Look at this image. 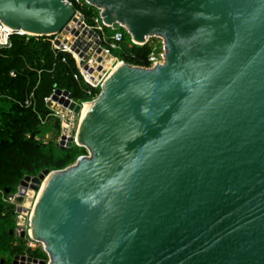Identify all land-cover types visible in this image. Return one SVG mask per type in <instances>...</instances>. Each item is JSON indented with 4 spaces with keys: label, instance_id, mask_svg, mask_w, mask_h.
<instances>
[{
    "label": "water",
    "instance_id": "obj_1",
    "mask_svg": "<svg viewBox=\"0 0 264 264\" xmlns=\"http://www.w3.org/2000/svg\"><path fill=\"white\" fill-rule=\"evenodd\" d=\"M85 1L134 42L162 37L164 58L115 65L86 102L79 143L59 137L86 153L20 180L19 194L45 176L29 236L47 264H264V0ZM74 11L69 0H0V21L69 30L86 51V29L67 25ZM50 97L81 110L67 89Z\"/></svg>",
    "mask_w": 264,
    "mask_h": 264
},
{
    "label": "trees",
    "instance_id": "obj_2",
    "mask_svg": "<svg viewBox=\"0 0 264 264\" xmlns=\"http://www.w3.org/2000/svg\"><path fill=\"white\" fill-rule=\"evenodd\" d=\"M71 1L89 21L98 11L91 4L86 8L84 0ZM110 28L111 35L116 28ZM117 29L122 31V40L119 49L112 48L113 54L132 64L149 65L151 44L135 43L123 27ZM52 39L53 34L15 32L10 35V45L0 47V264H15V254L48 257L42 247H31L27 238L13 233L14 205L7 200L8 193L16 190L25 175L64 167L86 152L76 144L61 148L55 141L39 137L40 125L52 111L45 97L55 88L67 89L77 101L89 100L100 90L85 82L74 55L54 48Z\"/></svg>",
    "mask_w": 264,
    "mask_h": 264
},
{
    "label": "rangeland",
    "instance_id": "obj_3",
    "mask_svg": "<svg viewBox=\"0 0 264 264\" xmlns=\"http://www.w3.org/2000/svg\"><path fill=\"white\" fill-rule=\"evenodd\" d=\"M78 1H81V0H78ZM82 4L84 6H86V8H88L87 5L90 3H88L84 0V2H82ZM92 6L94 7V5H92ZM94 8H96L98 11L96 12V14L92 13V15L89 17L90 21L88 19H86V17L84 15H83V18L88 23L100 25L101 21H100L99 17L96 18L98 16L97 13H99V8L96 6ZM93 11H94V9H92V12ZM106 27H108V28L106 30H105V28H103L104 30H102L101 32L103 33L105 42L107 43L110 41V34L108 31L111 30V28H110L111 26H106ZM123 28L127 31L126 27H123ZM55 35L56 34H53V39H54ZM148 40L150 41L151 44H156L157 46L162 45V38L158 35H151L148 37ZM115 48L119 49V46L113 47V49H115ZM110 53L117 57L116 60H121V59L124 60L123 58H121V56L113 54L112 48H111ZM115 63H113V65ZM96 87H100V86L98 85ZM86 101L87 100H81L80 102H82V105H83L86 103ZM47 103H48V105L52 111H51V115L40 125L41 132L39 133V137H41L44 140H53L56 142V144H58L59 137H60V134L62 132L65 135H73V137H74L77 133V130H78V127L80 124V119H81L80 113L81 112L76 113V112H73L72 110L66 109L63 106H61V104L54 101L53 99L48 100ZM57 121H58V126H57ZM44 178H45V176L43 175V177H41V181H40V184L38 185L37 189L32 188L35 191L34 193H37V191L39 190L40 185H41ZM27 179H31V178H26V180ZM20 187L21 186L18 184V187L16 188V190L13 192H9L7 195V200L14 205L15 227L13 229V233L19 237L27 238L26 239L27 245H29L31 247H39V246L42 247L41 242L35 241L34 239L30 238V236H29V228H30V220H31L30 212H31V205L34 202V195L35 194L32 193L29 196L25 193L23 195V199H22L21 203H18L16 198H15V195L17 193L19 194ZM25 203H26V206L23 205ZM14 260H15V258L13 256V262L15 264H19V262H15ZM48 261H49V257L38 258L39 264H47Z\"/></svg>",
    "mask_w": 264,
    "mask_h": 264
},
{
    "label": "built area",
    "instance_id": "obj_4",
    "mask_svg": "<svg viewBox=\"0 0 264 264\" xmlns=\"http://www.w3.org/2000/svg\"><path fill=\"white\" fill-rule=\"evenodd\" d=\"M71 3L72 1L69 0ZM75 8V11H74V16L76 17L75 20L73 19H70L67 23V25L72 28V27H76L78 28V24H82L83 25V29H86V35H85V38L86 36H88V29L89 28H94L97 32H98V36L100 38L99 42L98 43H95L94 42V37L93 35H90L92 38L91 39H87L88 41H91L93 43V46H90L86 51H83L82 50V47L79 46V47H76L77 50L71 48V45L73 42H71V45L69 47H66L64 43H55L54 42V39H52V43H53V46L54 48H60V49H65V50H68L70 51L76 61H77V66H78V71H79V74L84 78L85 82L90 85V86H93V87H96V86H101L102 85V82L101 81H98L96 83H93L92 81H90L88 79V76L87 74L85 73L84 70H87V68L89 67V63L90 61L92 60L93 56L96 55V56H100L101 53L105 52L107 54H111L110 51H111V48L115 47V46H119L120 47V41L122 40V31L119 30V29H115L112 34L110 35V41L109 42H105V39H104V36H103V33L101 32L102 30H104L103 26H110L108 24H106L103 20H102V17L100 15V13H98V16L96 18L99 17L100 21H101V24L100 25H95V24H92V23H88L86 22V20L83 18V12L79 9V8ZM76 13L79 14L76 15ZM70 21H80V23L77 22V24H74V23H70ZM5 24L0 21V30L1 32L4 34V36L1 38L0 40V47L2 46H9L10 45V35L12 33H22V32H18L16 30H12V31H8L7 29H5ZM70 33L71 34V37L68 38V40H72V36L74 38V35L68 30L66 34ZM55 36H58L55 35ZM54 36V37H55ZM162 38V37H161ZM60 39V38H59ZM132 40V38H131ZM133 41V40H132ZM134 42V41H133ZM145 42H149L150 41L147 39ZM135 43H138V42H135ZM138 44H141V43H138ZM151 44V43H150ZM100 45L101 46V50L100 51H97L96 50V47ZM83 51V53H81ZM164 51H165V47H164V40L162 38V45L160 46H157L156 44H151V49L150 51L148 52L147 54V59L149 61V65H152L154 63H157L159 61H162L163 58H164ZM99 54V55H98ZM113 57L115 59H117L116 56L113 55ZM120 61H123L122 59ZM12 74H14L13 72H11ZM48 100H51V97L50 96H47L45 97V101L46 103L48 102ZM26 103H29V99H26L25 100ZM48 104V103H47ZM10 196V195H9ZM8 196V197H9Z\"/></svg>",
    "mask_w": 264,
    "mask_h": 264
},
{
    "label": "bare ground",
    "instance_id": "obj_5",
    "mask_svg": "<svg viewBox=\"0 0 264 264\" xmlns=\"http://www.w3.org/2000/svg\"><path fill=\"white\" fill-rule=\"evenodd\" d=\"M76 15L79 16L78 13H76ZM4 23V22H3ZM70 23H74V21H70ZM5 24V29H7L8 31H12L13 29H15L13 26L11 25H7L6 23ZM74 24H77V22L75 21ZM15 30H18V31H22V32H25V33H30V34H33L32 31H27V30H24L22 28H16ZM78 30L81 32L83 30V25L80 23L78 24ZM59 38L62 40V42L65 44L66 47H69L71 45V42H73L74 38L72 36V40H68V38L71 37V34L68 33H64L63 31H60L59 34H58ZM4 36V34L1 32L0 30V40L1 38ZM150 35H147L145 36V38L143 40H139V39H134L135 41L137 42H142V41H146L148 39ZM87 39H91L92 37L91 36H86ZM64 40H67V41H64ZM99 55V54H98ZM116 62V63H115ZM122 61L120 60H116L112 54H107L105 52L101 53L100 56H96L94 55L92 60L90 61L89 63V67L87 68V70H84L85 73L87 74L88 76V79L90 81H92L93 83H96L98 81H101L102 84L103 82L105 81L106 77L108 76V74L110 73L111 69L117 65V64H120ZM113 63H115L113 65ZM57 102V101H56ZM87 102V101H86ZM59 103V102H57ZM60 104V103H59ZM61 106H63L61 104ZM83 107H81V110H80V124H79V127L80 128V125L82 123V117H83V114L85 113V109H86V103L82 105ZM64 108L68 109L66 106H63ZM79 136H78V130H77V133L76 135L73 137V142H78L79 143ZM26 181V184L24 185V191L18 195H20L19 197V200H17L18 203H21L22 199H23V195L26 193L27 195H31L32 193H34L35 191L32 189L31 187V184L33 183V180L32 178L31 179H27L25 180ZM43 184V183H42ZM41 189H42V185H40V188L39 190L37 191V193H34V202L33 204L31 205V212H30V217L31 215H33L34 213V209H35V201L37 200L40 192H41ZM36 196V197H35ZM28 204V203H27ZM26 206V203L23 204ZM29 232L31 233V231L29 230ZM37 264H39L37 262Z\"/></svg>",
    "mask_w": 264,
    "mask_h": 264
}]
</instances>
